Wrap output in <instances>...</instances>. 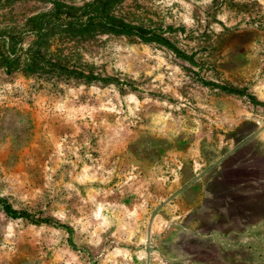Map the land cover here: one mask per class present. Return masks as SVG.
<instances>
[{
    "label": "rangeland",
    "instance_id": "374dc122",
    "mask_svg": "<svg viewBox=\"0 0 264 264\" xmlns=\"http://www.w3.org/2000/svg\"><path fill=\"white\" fill-rule=\"evenodd\" d=\"M53 1L0 0V264H264V0Z\"/></svg>",
    "mask_w": 264,
    "mask_h": 264
},
{
    "label": "trees",
    "instance_id": "16d2710c",
    "mask_svg": "<svg viewBox=\"0 0 264 264\" xmlns=\"http://www.w3.org/2000/svg\"><path fill=\"white\" fill-rule=\"evenodd\" d=\"M122 0H94L93 2L89 3L85 9L83 15L75 16L74 14L69 13V10H63L65 7V3L61 0H54L53 1V9L51 13V18L54 19V24H58L59 26L62 25V22H66L65 24L68 27H78L85 29H93L97 27L103 20L108 16L110 11L117 6ZM85 18L84 21L83 18ZM106 31L107 33H117L121 35H126L128 37H137L141 41L150 42L152 41L147 36L139 33L138 31H134L130 27H126L124 25L117 26L115 24H107ZM20 48H17L16 43L11 42L9 46L5 49V71L6 73H11L15 70L13 67V59L18 55ZM12 56V59L10 57ZM87 80H94L93 78L86 77ZM0 211H3L8 217L10 218H23L26 221L31 223H46L48 224V220L43 219H35L34 217L29 216L24 212H17L12 210L6 204H0Z\"/></svg>",
    "mask_w": 264,
    "mask_h": 264
},
{
    "label": "crops",
    "instance_id": "0c3cea01",
    "mask_svg": "<svg viewBox=\"0 0 264 264\" xmlns=\"http://www.w3.org/2000/svg\"><path fill=\"white\" fill-rule=\"evenodd\" d=\"M229 222L231 223V221L229 220ZM227 224L229 225V223L227 222Z\"/></svg>",
    "mask_w": 264,
    "mask_h": 264
},
{
    "label": "bare ground",
    "instance_id": "6f19581e",
    "mask_svg": "<svg viewBox=\"0 0 264 264\" xmlns=\"http://www.w3.org/2000/svg\"><path fill=\"white\" fill-rule=\"evenodd\" d=\"M116 134H117V132H116Z\"/></svg>",
    "mask_w": 264,
    "mask_h": 264
}]
</instances>
